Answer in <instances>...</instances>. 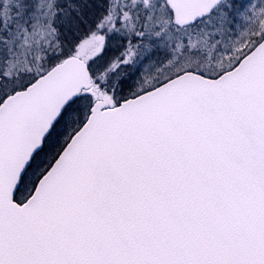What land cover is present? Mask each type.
<instances>
[{
  "label": "snow or ice",
  "instance_id": "6c2138e0",
  "mask_svg": "<svg viewBox=\"0 0 264 264\" xmlns=\"http://www.w3.org/2000/svg\"><path fill=\"white\" fill-rule=\"evenodd\" d=\"M0 264H264V0H0Z\"/></svg>",
  "mask_w": 264,
  "mask_h": 264
}]
</instances>
